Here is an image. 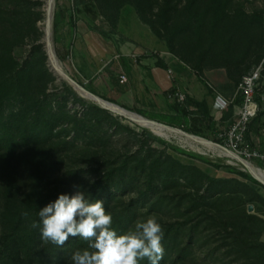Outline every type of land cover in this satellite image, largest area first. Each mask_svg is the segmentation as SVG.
<instances>
[{
	"label": "rangeland",
	"instance_id": "obj_1",
	"mask_svg": "<svg viewBox=\"0 0 264 264\" xmlns=\"http://www.w3.org/2000/svg\"><path fill=\"white\" fill-rule=\"evenodd\" d=\"M47 1L0 0V52L8 54L7 50L13 48L11 55L16 63L26 66L28 61L32 64L35 62L34 66L38 71L43 68L48 72L46 80L38 79L31 87L35 101L45 100L48 97L47 102L51 104L53 113H59L65 107L70 114L79 117L83 116L84 107L75 102L71 91L87 105L95 104L93 97L83 98L66 82L67 79L61 73V70H64L70 77L75 76L85 85L94 87L100 98L116 99L121 109L124 107L130 110L138 109L132 102V98H130L131 102L126 101L127 98L119 96L113 88L114 80L121 81L120 77L127 75L125 67L120 63L122 49L126 46L135 49V41L141 42L140 34L144 31H151L140 21L134 8L130 5L124 6L118 15L117 0H100L101 5L97 0H56L55 2L53 0L52 16L60 8L64 11V18L74 15L76 21L74 31L65 20L60 24L57 30L63 37V42L60 44L55 43L53 22V54L60 65V73L57 74L50 65L44 43L43 28H47L49 24L46 14ZM185 2L183 0L180 9L185 6ZM228 2L233 14L241 13L244 17L243 30L235 38L232 50V63H241L240 69L243 77L264 59V43L259 45L260 38L264 40V0H228ZM157 12L158 7L154 10V13ZM262 14L261 20L258 17L255 18V15ZM39 15L41 20H37ZM161 42L168 49L166 42ZM40 45L42 52L33 56L35 48ZM133 53L135 52H132V55H135ZM148 53L152 55L151 53L154 52L149 51ZM43 54L46 57L45 61ZM130 58L133 66H137L138 62L135 59L138 61L139 57L135 55ZM99 60L101 66L97 67L95 63ZM221 61L217 59L211 62V59H207L203 64L207 66L205 71L219 70L215 67L219 64L225 65ZM234 66L231 65L232 68ZM187 69L192 73L188 67ZM234 75L238 76L236 72ZM206 92H208L207 88L198 84V88H192L193 94L190 98L198 102ZM197 96L199 99L196 98ZM171 100L174 105L173 112L176 113L174 94ZM216 101L217 99L214 100L211 108L212 117L219 124V134L224 135L229 130V123L222 124L221 119L228 109L224 103L221 104L222 108H219ZM12 105L9 104L7 109L9 110ZM109 109L111 111H107L114 120L111 124H105L102 129L97 130L98 141L94 146L82 145L79 142L74 147H70L69 152L62 153L63 155L58 154L61 157V161L58 162L60 169L54 177L44 182L41 189L45 194L53 197L51 201L56 199L60 193L74 192V185H83L84 190L90 193L89 187L93 184H90L85 177L95 181L96 176L82 175L80 179H77L74 173L98 168L103 164L119 167L124 162L130 161V172L135 171V173L130 174L129 172L127 178H133L134 184L129 191L116 196L110 211L112 216H115L127 209L131 203H135L136 214L126 231L131 229L137 220L153 214L162 224L164 236L170 226L183 224L177 236L175 231L170 230V237L175 241L170 245V250L168 254H165V260L161 264H264V189L243 180L237 173L230 171L229 167L251 175L248 169L235 160L234 155H232L233 159L225 158L218 153L219 151L208 150L184 138L172 136L167 139L158 136L135 120L119 115L112 107ZM191 110L196 111V108L192 107ZM130 114L140 117L133 112ZM199 130L202 136L207 138L206 140L215 143L216 137L203 125H199ZM250 138V142L246 140V146L264 153V118L261 128L258 130L255 127ZM165 142L190 153L205 156L215 162L219 161L225 166L216 169L196 159L180 155L166 147L163 144ZM160 156L166 163L163 174L167 177L174 169V177L178 179V184L169 186V188L161 186L160 193L153 196L150 201L137 203L139 192L145 189L146 172L138 168L136 161L140 158L152 157L154 159ZM242 158L249 169L256 167L264 171L259 160H249L243 156ZM57 159V155L53 156L50 163L52 164ZM27 166L24 158L18 157L12 163L14 170L10 176L5 169L0 170V198H4L7 194V185L12 187L13 194H18L22 199L26 197L29 185H31V171ZM205 176L215 180H237L241 184H234V187L229 186L228 188L232 190L229 193L213 194L210 192L209 195L213 197L208 196L207 200L198 202L201 197L207 195L208 183ZM220 188H222L221 184L218 189ZM250 207L252 212H250ZM4 214V209L1 208L0 250L3 248V236L5 233L12 232L13 226L12 218L7 213ZM51 245L50 241L42 240L38 251ZM86 247L87 243L84 240L70 238L64 247L57 246L61 253L60 257L54 255L50 261L46 262L43 259L41 262L35 261L32 264H71V254L78 248Z\"/></svg>",
	"mask_w": 264,
	"mask_h": 264
},
{
	"label": "trees",
	"instance_id": "obj_2",
	"mask_svg": "<svg viewBox=\"0 0 264 264\" xmlns=\"http://www.w3.org/2000/svg\"><path fill=\"white\" fill-rule=\"evenodd\" d=\"M98 1L101 5L102 2ZM185 1V6L180 9L183 0H117L116 11L119 15V11L124 6L133 7L140 21L151 29L157 39L166 42L169 52L196 74L209 94L212 95L213 92L204 78L207 66L203 65L207 59H211V62L217 59L222 60L221 62H224L225 65L219 64L215 68L224 69L228 78L237 87L244 76L241 75V63H232V50L235 38L243 30V15L241 13L233 14L229 9L228 0ZM156 7H158V12L154 13ZM64 17V11L58 8L54 17L56 44L63 42V37L57 30L64 20L69 23L72 31L75 29L74 15ZM257 17L261 20L263 14L255 15L256 19ZM37 20H41L40 15ZM263 43L264 40L260 38L259 45ZM12 51L13 48L7 50L8 54L0 52V170L5 169L10 176L14 170L12 167L14 160L18 157L24 158L28 170L31 171V185H29V192L26 193L24 199L16 193L13 194L12 187L10 188L8 185L7 191L5 190L7 194L4 198L2 197L3 200L0 198V210L3 208L4 213L12 218L13 223L12 232L5 233L3 236L0 264H26L27 262L32 264L35 261L41 262L43 259L46 262L50 261L52 256L58 255L60 257L59 254H61L54 244L38 251L42 245L40 230L31 226L34 221H39V209L53 198L41 189L44 182L54 177L60 169L58 162L61 161V157L58 154L63 155L62 153L69 152V148L74 147L79 142L82 145L94 146L98 141L97 130L102 129L105 124H111L114 119L107 110L95 104L87 105L72 91L75 102L84 107V114L81 117L70 114L65 107L59 113H53L51 104L47 102L48 97L45 100L38 99L36 102L31 87L38 79L46 80L48 72L43 68L38 71L37 67L34 66L35 62L32 64L28 61L26 66L19 65L11 55ZM38 52H42L41 45L35 48L33 56ZM43 57L45 61L44 54ZM231 65H235L234 68ZM235 72L238 76L234 75ZM73 79L92 94L99 96L94 87L85 85L75 76ZM176 90L177 88L174 87V94ZM237 98L222 117V124L229 123L230 126L234 117L235 105H240L242 102V98ZM106 101L117 105L114 101ZM9 104L13 105L8 110ZM192 107L196 108V111H192ZM211 108L206 99L196 102L188 95L184 103L181 104L176 101V113L173 115L152 114L124 107L127 111L136 113L148 120L205 138L199 130V125H203L207 131L216 137L214 142L224 146L226 140L218 138L220 136L219 124L213 119ZM263 118L264 113H260L248 126L245 136L247 142H250L252 130L255 127L258 130L261 128ZM144 132L148 134L147 131ZM163 144L180 155L196 159L216 169L225 166L219 161L215 162L205 156L190 153L167 142ZM56 155L57 161L51 164L53 156ZM259 161L264 168V161ZM136 162L138 168L146 172L145 189L139 192L137 203L150 201L153 196L160 193L162 187L169 188V186L178 184V179L174 177V169L167 177L163 174L166 163L161 156L154 159L152 157L140 158ZM130 163V161H126L119 167L103 164L98 168L78 171L74 173V177L80 179L82 175L96 176L95 183L89 187L90 194L94 199L104 200L106 207L110 210L116 196L126 193L134 184L133 178H127L130 172ZM175 165L180 166L178 163ZM229 168L243 180L264 189V185L249 173L237 171L233 167ZM134 173L135 171L130 172V174ZM205 178L208 183L207 195L201 197L198 202L213 197V195H209L210 192L213 194L229 193L232 191L228 188L229 186L234 187V184H241L237 180H215L209 176H205ZM220 184L222 188L219 190ZM217 191L221 193H217ZM135 207V203H131L127 209L113 216V227L118 233H124L129 228L136 214ZM177 226H170L169 230L166 231L162 241L164 254L161 263L164 262L165 254H168L170 245L175 241L170 237V230L175 231L177 236L183 224L178 223ZM84 242L87 243V241ZM140 264H148V261H141Z\"/></svg>",
	"mask_w": 264,
	"mask_h": 264
},
{
	"label": "clouds",
	"instance_id": "obj_3",
	"mask_svg": "<svg viewBox=\"0 0 264 264\" xmlns=\"http://www.w3.org/2000/svg\"><path fill=\"white\" fill-rule=\"evenodd\" d=\"M90 184L95 181L85 177ZM75 191L60 193L38 211L41 239L58 247L75 239L87 241L86 248L76 249L71 264H161L163 260V226L153 214L139 219L124 233L113 227V216L102 199H94L83 185Z\"/></svg>",
	"mask_w": 264,
	"mask_h": 264
},
{
	"label": "crops",
	"instance_id": "obj_4",
	"mask_svg": "<svg viewBox=\"0 0 264 264\" xmlns=\"http://www.w3.org/2000/svg\"><path fill=\"white\" fill-rule=\"evenodd\" d=\"M140 36L141 42L135 41V49L126 46L121 51L120 63L125 67L128 82L121 84L118 79L114 80L113 88L119 96L129 98L125 99L126 101L131 102L130 98H132V102L138 109L147 113L173 115L175 113L171 97L174 94V87L192 96V88H198V84L203 87V84L194 72L190 73L187 67L168 52L163 42L157 39L151 31H144ZM149 51L154 53L150 55ZM132 52L139 57L135 67L130 58V56H135ZM100 62V60L96 61L95 65L101 66ZM169 70L173 71L174 80L168 78ZM204 78L213 93L211 95L206 92L200 97L201 99L197 96L196 98L200 101L206 99L212 107L214 100L218 97L226 100L235 97L237 87L228 78L225 70L205 71ZM111 101L119 102L116 99Z\"/></svg>",
	"mask_w": 264,
	"mask_h": 264
},
{
	"label": "built area",
	"instance_id": "obj_5",
	"mask_svg": "<svg viewBox=\"0 0 264 264\" xmlns=\"http://www.w3.org/2000/svg\"><path fill=\"white\" fill-rule=\"evenodd\" d=\"M137 62V59H135ZM121 83H127L128 78L122 75ZM168 78L174 80L173 71H168ZM186 94L176 90L174 97L178 103H184ZM237 97L242 98L240 105H235L234 118L229 126V130L220 138L226 140L224 147L236 153L242 158L264 161V153L258 149H249L246 146V132L251 122L260 114L264 113V59L255 66L247 75H245L236 89V95L233 99L226 100L217 98V105L222 108V103L226 104V109L232 105ZM225 108V107H224ZM234 120V121H233ZM223 146V145H222ZM243 159V158H242Z\"/></svg>",
	"mask_w": 264,
	"mask_h": 264
},
{
	"label": "bare ground",
	"instance_id": "obj_6",
	"mask_svg": "<svg viewBox=\"0 0 264 264\" xmlns=\"http://www.w3.org/2000/svg\"><path fill=\"white\" fill-rule=\"evenodd\" d=\"M53 11H54V3H53V0H48L47 1L46 14H47V18L49 19V21L52 18ZM43 31L45 33L44 43H45L46 49H47V51L49 53V62H50V65L52 66V68L58 74V73H60V65H59L58 61L55 59L54 54H53L54 52H53V47H52V34H51V29H50V22H49L47 28H43ZM82 97L85 98V99H89L90 98L89 95H87L85 93L83 94ZM105 105H107L109 108L112 107V109L116 113H118L119 115L126 116V117L131 118V119L135 120L136 122L142 124L144 127L150 129L151 131H153L158 136L165 137L167 139L170 138V137H172V136H177V137H180V138H184L185 140H187V141H189V142H191L193 144H197V145H200L202 147H205L208 150H211V151H219L218 153H220L221 156H225V158H230V159H233L234 158L232 156L233 155L232 153L223 151V150H221V149L213 146L212 144L207 143L206 141H203L200 138L194 139L193 137H189V136L185 135L182 132L165 128L162 125H158V124H153V123L147 122L146 120H144V118H141V117H138V116H135V115H131L130 113L124 111L123 109H121L119 107L111 106V105H108V104H105ZM250 169H251V171L253 172V174L256 177H258L259 179H261L264 182V171L263 170L258 169L256 167H251Z\"/></svg>",
	"mask_w": 264,
	"mask_h": 264
},
{
	"label": "water",
	"instance_id": "obj_7",
	"mask_svg": "<svg viewBox=\"0 0 264 264\" xmlns=\"http://www.w3.org/2000/svg\"><path fill=\"white\" fill-rule=\"evenodd\" d=\"M56 0H54V2H55ZM54 17H55V14L52 16V18L50 19V26H51V31H52V35H53V30H52V28H53V22H54ZM47 22H48V19H47ZM48 26V25H47ZM54 42V41H53ZM46 53H47V56H48V59H49V53H48V51L46 50ZM61 73H62V75H63V77H65L66 79H67V81L66 82H68L71 86H72V88L80 95V96H83V94L85 93V94H87V95H89V96H91V97H93V102L96 104V105H98L99 107H101L102 109H105V110H108V111H111L109 108H107V107H105L103 104H108V105H115V106H118V105H116V104H113V103H111V102H108V101H106V100H104V99H102V98H100L99 96H96V95H94V94H92L91 92H89L87 89H85L83 86H81V85H79L72 77H70L64 70H61ZM83 93V94H82ZM118 107H120V106H118ZM123 109V108H122ZM123 110H125V111H127L126 109H123ZM127 112H130V111H127ZM130 113H132V112H130ZM138 115V114H137ZM140 116V115H139ZM141 118H144V117H142V116H140ZM127 118V117H126ZM144 120H146L147 122H150V123H153V124H158V125H162V126H164L165 128H168V129H171V130H176V131H179V132H182V133H184L185 135H187V136H189V137H193L194 139H197V138H200V137H197V136H194V135H191V134H188V133H186V132H184L183 130H180V129H176V128H172V127H169V126H167V125H164V124H161V123H158V122H155V121H152V120H148V119H146V118H144ZM200 139H202L203 141H206V142H209V143H211V144H213V145H215V146H217V147H219L221 150H223V151H226V152H230V153H232L234 156H235V160H237L238 162H240L241 164H243L245 167H246V169H248V171L251 173V175H252V177L254 178V179H256L259 183H261L262 185H264V182H262V181H260L258 178H256L253 174H252V172H251V170L247 167V165L244 163V159H242L240 156H238L236 153H234L233 151H231V150H229L228 148H226V147H224V146H222V145H219V144H216V143H213V142H211V141H208V140H206V139H203V138H200ZM250 212H252V208L250 207Z\"/></svg>",
	"mask_w": 264,
	"mask_h": 264
}]
</instances>
